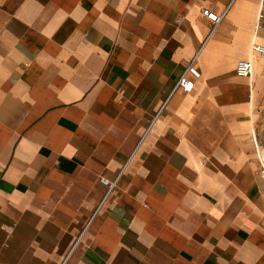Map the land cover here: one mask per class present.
<instances>
[{
    "label": "crops",
    "instance_id": "1",
    "mask_svg": "<svg viewBox=\"0 0 264 264\" xmlns=\"http://www.w3.org/2000/svg\"><path fill=\"white\" fill-rule=\"evenodd\" d=\"M254 42L264 0H0V264H264Z\"/></svg>",
    "mask_w": 264,
    "mask_h": 264
},
{
    "label": "built area",
    "instance_id": "2",
    "mask_svg": "<svg viewBox=\"0 0 264 264\" xmlns=\"http://www.w3.org/2000/svg\"><path fill=\"white\" fill-rule=\"evenodd\" d=\"M226 13H227V9H225L221 14L213 10H210L209 8H205L203 10V15L213 24L211 34H213L216 26L222 21ZM251 50L254 54H258L260 57L264 58V44L254 42L251 46ZM198 54L199 52L195 54V56L190 60V62L185 67L184 71L182 72L175 86L173 87L171 95L179 88H182L183 90H186V91H190L193 89L194 84H195L193 78L200 76V71L195 67V61L197 59ZM253 71H254V61L252 58L242 59L238 62L237 67H236V74L238 76L249 77L252 75ZM167 101L168 100L165 101L164 105L167 103ZM253 139H254L256 155H257V158L261 166V171L264 175V151L260 149V145L256 139L255 133L253 134ZM118 178L119 177H117L115 180H109L105 177L100 178V182L103 183L108 188L104 196V200L111 194V192L116 187Z\"/></svg>",
    "mask_w": 264,
    "mask_h": 264
},
{
    "label": "rangeland",
    "instance_id": "3",
    "mask_svg": "<svg viewBox=\"0 0 264 264\" xmlns=\"http://www.w3.org/2000/svg\"><path fill=\"white\" fill-rule=\"evenodd\" d=\"M255 118V135L260 145V149L264 151V86L259 93L254 108Z\"/></svg>",
    "mask_w": 264,
    "mask_h": 264
}]
</instances>
